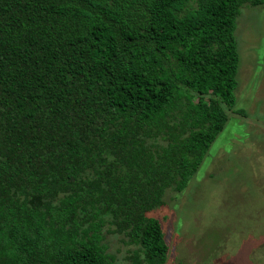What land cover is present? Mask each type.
<instances>
[{"label":"trees","instance_id":"16d2710c","mask_svg":"<svg viewBox=\"0 0 264 264\" xmlns=\"http://www.w3.org/2000/svg\"><path fill=\"white\" fill-rule=\"evenodd\" d=\"M263 1L0 0V264H164L149 213L224 128Z\"/></svg>","mask_w":264,"mask_h":264},{"label":"rangeland","instance_id":"374dc122","mask_svg":"<svg viewBox=\"0 0 264 264\" xmlns=\"http://www.w3.org/2000/svg\"><path fill=\"white\" fill-rule=\"evenodd\" d=\"M235 37L228 120L185 188L166 191L149 213L169 247L164 264H264V1L241 7ZM108 241L125 261L131 247Z\"/></svg>","mask_w":264,"mask_h":264}]
</instances>
